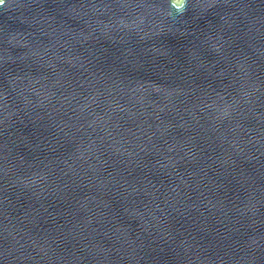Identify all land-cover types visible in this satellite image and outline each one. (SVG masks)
Instances as JSON below:
<instances>
[{
  "label": "water",
  "instance_id": "1",
  "mask_svg": "<svg viewBox=\"0 0 264 264\" xmlns=\"http://www.w3.org/2000/svg\"><path fill=\"white\" fill-rule=\"evenodd\" d=\"M0 264H264V0H0Z\"/></svg>",
  "mask_w": 264,
  "mask_h": 264
}]
</instances>
